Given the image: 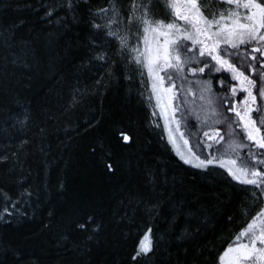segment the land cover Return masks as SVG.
Masks as SVG:
<instances>
[{
  "label": "trees",
  "instance_id": "obj_1",
  "mask_svg": "<svg viewBox=\"0 0 264 264\" xmlns=\"http://www.w3.org/2000/svg\"><path fill=\"white\" fill-rule=\"evenodd\" d=\"M132 1L0 0V264H133L149 228L139 264H219L262 208L259 188L176 156L118 41L107 67L95 60L91 15ZM163 1L155 19L169 20ZM89 216L88 232L69 227Z\"/></svg>",
  "mask_w": 264,
  "mask_h": 264
},
{
  "label": "snow or ice",
  "instance_id": "obj_2",
  "mask_svg": "<svg viewBox=\"0 0 264 264\" xmlns=\"http://www.w3.org/2000/svg\"><path fill=\"white\" fill-rule=\"evenodd\" d=\"M203 2L204 0H165L166 7L172 16L171 22L167 14L161 19H155L156 9L159 6L151 0L148 3H144L143 0L140 4L133 3L130 23L132 28H136L137 24L143 25V51L139 47L130 48L129 34H121L120 31L114 30V26L119 28L122 22L121 17L129 19V13L124 8L117 11L115 5L110 9H101L100 13L91 15L93 34L89 46L95 54V60L101 62V67H107L109 60L115 56L114 48L118 41L121 59L129 61L131 54L132 60L137 65L146 68L149 78H154L153 93L160 92L169 101L175 96L176 80L180 81L181 90L185 83L189 84L186 95L192 94V82L187 79L189 73L192 76L196 73L211 74L215 66H218L217 71L230 72L232 80L239 82V92L246 93V96L236 102L225 96L223 100H219V106L223 111L213 110L211 115L215 117V123L223 122L227 128L231 129L227 136L232 139V143H228L219 132H215L214 135L204 132V136L211 141L204 145L210 150L208 156L202 155L203 142L197 135L196 146L200 147V152L197 153L195 148L190 149L195 163L188 159H184V163H192L193 167L204 170H208L213 165L218 166L225 169L233 180L242 184L255 185L264 192V158H258L256 154H252L250 159L242 160L239 166H237V159H224L225 156L238 154V150L242 147V143L237 142H242L244 139L236 132L238 126H242L248 141H251L258 149H264V131L252 118V113H258L261 108H264V103L256 107L257 96L264 102V72H258L256 79H250L235 66L237 60L246 62L248 48H251L252 53L264 56V0L259 2L258 0H222V3L229 5V9L226 12L221 10L218 14L214 12L211 16L202 9ZM74 7L73 0H68V10L72 11ZM241 8L244 10L243 14L240 13ZM137 12H140V15H136ZM242 47L243 54H241ZM208 57L211 59L209 60ZM252 59L255 60L256 57L253 56ZM212 61L215 62L214 65ZM128 66L131 68L130 62ZM261 68H264V65H261ZM132 71L135 72L136 69ZM215 79L216 77H211L208 81L196 82L200 86L202 97L204 92H211ZM226 80L227 77H225ZM165 81L169 83L165 85ZM221 87L227 93L228 88L224 82L221 83ZM253 89H256V95L253 94ZM237 91L236 87L231 88L233 97L237 95ZM157 99L159 103L160 97ZM240 104L244 107L240 108ZM226 112H232L237 122H232V117L226 115ZM20 122L23 123V121ZM260 123L264 125V118ZM204 126H208L206 121L202 127ZM122 138L125 142L129 140L126 134ZM184 143L188 144L189 141L185 140ZM214 143L219 144V147L213 148ZM225 145H227L226 150H224ZM259 155L264 157V153ZM258 167L260 170H257ZM106 169L109 172L115 171L111 164H107ZM95 223V218L89 216L85 220L71 221L69 227L76 231L88 232L89 226ZM96 231L98 228L92 229V232ZM246 234L248 243L235 249L229 247L219 257L220 264H225V257H229L227 264H264V227L257 232L254 222L250 223L246 232L240 233V237ZM187 235L189 233L185 230L178 239H184ZM155 249V230L149 228L135 247V254L131 257L133 264H139L140 259L149 253L154 254ZM232 253L235 254L230 255Z\"/></svg>",
  "mask_w": 264,
  "mask_h": 264
},
{
  "label": "rangeland",
  "instance_id": "obj_3",
  "mask_svg": "<svg viewBox=\"0 0 264 264\" xmlns=\"http://www.w3.org/2000/svg\"><path fill=\"white\" fill-rule=\"evenodd\" d=\"M163 2L165 3V1ZM133 3L140 4L141 0H133L130 6H128L129 19H125L123 22H121L119 26V30L121 34H129L130 48L139 47L140 50L143 51L144 49L143 25L137 24L136 28H132L130 23L131 7ZM201 6L202 9L205 11V13L208 14L209 16H211L214 12L218 14L221 10L226 12L229 9V5H227L226 3H222V0H204ZM232 7L233 10H235L234 6ZM141 11H143V9H141ZM164 11L169 12L170 15L169 22H171L172 16L170 14V10L166 7V3L164 5ZM240 13L241 14L244 13V10L242 8L240 9ZM136 15H140V12H137ZM114 29L118 31V28L115 27ZM243 52L244 49L242 47L241 54H243ZM247 54H248V58L246 62L237 60L235 66L237 67V70L238 68L245 70L244 74L247 75L250 79H256L258 72H263V68H261L260 66L263 60L262 59L263 56H260L259 53H252L251 48L247 49ZM253 56L256 57L255 60L252 59ZM208 59L210 60L211 58L208 57ZM211 63L213 65L215 64L214 61H212ZM138 66L142 68V70L144 71L145 75L149 80L148 105L150 107L152 117L157 123H159L160 128L164 134L165 140L167 141L171 149L174 151L176 156H178L183 163H184V159H188L193 163H195L190 149L195 148V151L197 153L200 152V147L196 146L197 135L199 137V140L203 142L201 147H204V145L211 143V141H208V139L204 136V132H209L210 135H214L215 132H219L221 136L225 137L228 143H232V139L227 136V133L230 132L231 129L227 128V126L223 122L215 123V117L211 115L213 110H215L216 112L223 111V109L219 106V100H223L225 96L233 100V102H236L238 99L242 100L244 96H246V93L239 92V87H240L239 82L232 80L231 73L227 72L226 70L217 71L218 66L213 67L211 74L196 73L195 76H192L191 73H189L187 79L192 82V88H191L192 94L186 95L189 89V84L185 83L183 85V90H181L180 81L176 80L175 84L177 85V88L174 90L175 96L171 101H169L163 97L162 93L160 92H157L155 94L153 93L152 86H153L154 78L150 79L146 68H144L141 65ZM211 77L217 78L216 80L218 87L220 88V91L216 92L212 87L211 92H204L202 97L200 86L196 82L208 81L211 79ZM225 77H227L226 81H225ZM222 82H224V84L228 88L227 93H225L223 88L221 87ZM168 83H169L168 81H165V85H167ZM232 87H236L238 89L237 95L235 97H233L231 93ZM253 94L254 95L257 94L256 89H253ZM158 97H160L159 103L157 99ZM262 103L264 102H262L261 98L257 96L256 107H259ZM239 107L243 108L244 106L243 104H240ZM225 114L232 117V122L234 123L237 122V118L232 112H226ZM252 118L256 120L257 126L262 127V131H264V125H261L260 123L261 119L264 118V108H261V110L258 113L256 112L252 113ZM205 121L207 122L208 125L207 127H209L210 129H205L206 126L202 127V125L205 124ZM216 124L217 125L220 124L218 126L221 127L219 128L213 127ZM189 125L192 126L189 127ZM222 132H224V134ZM236 132L240 136L244 137L242 142L237 141L238 143H242V147L238 150V154L225 156L224 159H230V158L237 159V166H239L242 160H244L245 158L250 159L252 154H256L258 158H264V157H260L259 155L260 153H264V149H258L251 141L247 140L242 130V126H238L236 128ZM189 133L191 135H189ZM182 134H183V138H181ZM217 139L219 138L217 137ZM185 140H188L189 143L185 144L184 143ZM221 143H223V141H221ZM215 147H219V144L214 143L213 148ZM249 148H251V152H249ZM226 149H227V145H225L224 150ZM209 151L210 150L207 147H204V151L202 155L208 156ZM181 157H183V159ZM187 165L195 169L204 170L201 168L193 167L192 163H189ZM212 167H218V166L213 165L210 166L209 169H211ZM257 170H260V168L258 167ZM242 185H249V184H242ZM250 186H255V185H250ZM257 188L260 189V187ZM262 213H264V204L260 209V211L255 215L254 219L251 221V223L254 222V226L257 232H259L261 227H264V215H262ZM247 228L248 226L242 232H246ZM238 237H240V234L238 235ZM247 243H248V237L246 234L244 237H240L239 239H237L236 243L233 244L231 247L235 249ZM234 254L235 253H232L230 255H234ZM228 259L229 257H225V264H227ZM219 264H220V260H219Z\"/></svg>",
  "mask_w": 264,
  "mask_h": 264
},
{
  "label": "flooded vegetation",
  "instance_id": "obj_4",
  "mask_svg": "<svg viewBox=\"0 0 264 264\" xmlns=\"http://www.w3.org/2000/svg\"><path fill=\"white\" fill-rule=\"evenodd\" d=\"M263 60H262V63L260 64V66L261 65H264V56H263V58H262ZM238 70L239 71H242V72H245V70H243V69H241V68H238ZM228 72V71H227ZM263 72H264V68H263ZM230 73V72H229ZM258 247H260L259 245H258Z\"/></svg>",
  "mask_w": 264,
  "mask_h": 264
},
{
  "label": "bare ground",
  "instance_id": "obj_5",
  "mask_svg": "<svg viewBox=\"0 0 264 264\" xmlns=\"http://www.w3.org/2000/svg\"><path fill=\"white\" fill-rule=\"evenodd\" d=\"M177 157H178V156H177ZM195 170H196V169H195ZM253 219H254V218H253ZM253 219H252V220H253ZM252 220H251V221H252ZM250 223H251V222H250ZM250 223H249V224H250ZM245 228H246V227H245ZM245 228H244V229H245ZM244 229H243V230H244ZM243 230H242V231H243Z\"/></svg>",
  "mask_w": 264,
  "mask_h": 264
}]
</instances>
